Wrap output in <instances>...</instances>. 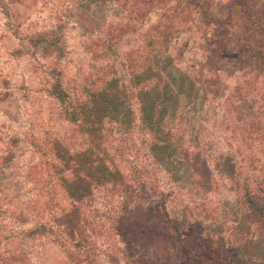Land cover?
<instances>
[{"label":"rangeland","instance_id":"obj_1","mask_svg":"<svg viewBox=\"0 0 264 264\" xmlns=\"http://www.w3.org/2000/svg\"><path fill=\"white\" fill-rule=\"evenodd\" d=\"M86 1L94 4V0H0V220L4 223L0 255L7 259L6 264H71L62 247L48 237L25 240L15 236V231L31 222L49 221L50 207L59 213L70 205L52 167L56 162L50 142L58 138L79 149L85 147V136L64 119L60 103L46 89L54 70L71 90L79 93L90 88L105 63L100 41L107 37L100 28L123 25L121 20L129 8L126 0L113 1L111 6L98 0L87 11L92 16H87ZM187 1L194 2L188 11L201 16L195 14L193 22L179 26L178 41L170 42L171 51L180 59L176 49H183L179 65L190 70L198 82L205 84L203 79L216 74L220 77V83L207 87L206 111L190 108L188 112L194 113L196 140L209 156L208 166L197 168L206 178L208 191H197L193 175H188L185 188L175 187L153 163L134 104L135 126L127 133L113 127L106 142L113 160L139 182L145 195V201L128 214L129 227L149 261L175 264L166 259L163 239L165 217L175 215L185 222L182 230L187 229L180 238L184 241L178 245L180 253L196 264H264V259L247 256L264 232L253 228L237 235L233 230L236 216L247 219L242 200L245 184L253 192L260 187L258 194L264 188V0ZM103 11V18H93ZM214 30L220 31L223 40L219 33V40L218 34L212 35ZM30 37L37 39L35 45ZM220 42L222 47L217 49ZM135 43L131 40L128 47ZM183 127L189 125L185 122ZM185 145L192 155L191 144L186 140ZM220 151L232 157L241 170L239 180L227 172L228 158L226 174L219 171L225 158H218ZM194 159L198 163L197 154ZM96 205L101 207L99 198ZM106 222L103 230L109 227ZM108 235L115 245L103 236L97 238L103 247L99 252L106 244L111 251L104 253L100 264H123V245L116 235ZM232 244L241 252L235 260H231Z\"/></svg>","mask_w":264,"mask_h":264},{"label":"trees","instance_id":"obj_2","mask_svg":"<svg viewBox=\"0 0 264 264\" xmlns=\"http://www.w3.org/2000/svg\"><path fill=\"white\" fill-rule=\"evenodd\" d=\"M101 1L107 6L118 0ZM169 1L126 0L129 8L121 20L123 25L117 24L118 28H100L107 37L100 41L105 51V63L100 66L101 73L97 76V82L90 88L80 90L79 93L76 89L71 90L63 83L60 72L53 71L55 76L49 81L46 92L60 103L64 119L85 136L86 143L85 147L78 149L71 148L58 138L50 142L52 160L56 162L55 165L52 163V167L58 174L57 181L69 201V208H61L56 213L50 207L49 221L31 222L26 228L16 229L15 236L25 240L46 236L62 247L71 264H100L103 262L104 253L111 252L108 251L109 244L113 243L108 234H113L123 245L120 250L123 264H137L138 261L142 264H166L162 260L149 261L135 244L128 214L145 201V195L138 187L139 182L124 173L113 160L106 142L113 127L118 132L127 133L135 126V104L140 130L147 135L145 146L153 163L167 174L175 187L185 188L188 175H193L198 178L194 185L197 191L201 189L204 194L208 191V187H205L206 178L197 168L200 165L207 167L209 156L204 154L205 148L200 147L196 140L198 133L194 132L195 126L192 123L195 120L194 113L190 115L188 112L190 108L194 112L206 111L210 92L207 87L220 83V77L216 74L214 77L205 78V84H202L194 78L190 70L180 67L183 49H176L180 56V59H176L170 42L172 39L178 41L179 26L184 22H193L196 13L188 11V5L193 6L194 2L177 0L173 5H167ZM93 2L94 4L90 1L84 2L87 16H92L87 11L98 5V0ZM104 14L103 11L97 17L93 15V18H103ZM153 15L156 17L152 20ZM199 16L200 12L196 14V18ZM218 33L220 40H223L218 30H214L212 35ZM219 34L215 36L218 40ZM30 40L34 45L37 42L34 37H30ZM131 40L136 43L128 47ZM44 41L46 44L51 43ZM220 47L221 42L217 49H221ZM44 48L48 46L44 45ZM180 121L183 122L180 124ZM185 122L189 128L183 127ZM107 123L111 124L112 128L108 126L110 130L106 127ZM186 140L195 151L192 155L187 151ZM116 150L120 149L116 147ZM196 154L198 163L194 159ZM223 156L225 158L219 171L226 174L228 158L227 172L239 180L241 170L236 167L232 157L220 151L218 158ZM199 180H203L202 183ZM257 190L260 192V187ZM262 191V194L253 192L245 184L242 200L248 220L245 218L242 221L235 217L237 222L233 230L237 235L249 233L253 228L264 232V188ZM98 198L101 207L96 205ZM180 212L184 214L183 217L186 215L185 208L180 209ZM165 218L167 229L163 230V239L167 251L166 259L181 264H196L183 251L180 253L178 248L184 242L180 238L187 230H182L184 220L181 221L175 215ZM105 221L109 223V227L103 230ZM2 232L4 223L0 220V234ZM262 234L256 240L254 251L246 252L247 256L264 259V233ZM99 236H103L104 241L111 240L103 252L98 249L103 248L97 244ZM230 251L231 260L241 254L240 248L234 244ZM134 256L136 260L133 259ZM117 260L118 257L115 261ZM6 263L7 259L0 255V264Z\"/></svg>","mask_w":264,"mask_h":264}]
</instances>
